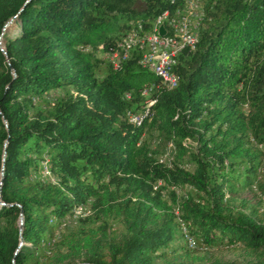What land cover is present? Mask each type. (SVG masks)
Here are the masks:
<instances>
[{"label": "trees", "instance_id": "obj_1", "mask_svg": "<svg viewBox=\"0 0 264 264\" xmlns=\"http://www.w3.org/2000/svg\"><path fill=\"white\" fill-rule=\"evenodd\" d=\"M183 1L0 0V264H264V0L208 1L175 87L97 57Z\"/></svg>", "mask_w": 264, "mask_h": 264}, {"label": "built area", "instance_id": "obj_2", "mask_svg": "<svg viewBox=\"0 0 264 264\" xmlns=\"http://www.w3.org/2000/svg\"><path fill=\"white\" fill-rule=\"evenodd\" d=\"M208 1L216 0L183 1L178 11H190V20H178L176 14L172 16V19H165L164 11H162L153 19L151 29L143 30L142 26H138L121 37L116 50L102 52V54L114 68H118L123 57H129L134 49H138L141 53L140 57H146V65L142 66L143 68L158 69L163 75V80L165 75H173V80H178V74L175 71L178 56L186 48H195L199 39V29L205 18V4ZM160 26L165 28L164 35L159 34ZM159 45H166V52H159ZM173 45H180V52H173ZM99 49L102 50V46H99ZM142 95L148 96V91L144 90ZM150 105L145 101L143 111L131 110V120L128 121L133 124L138 116L146 115Z\"/></svg>", "mask_w": 264, "mask_h": 264}, {"label": "rangeland", "instance_id": "obj_3", "mask_svg": "<svg viewBox=\"0 0 264 264\" xmlns=\"http://www.w3.org/2000/svg\"><path fill=\"white\" fill-rule=\"evenodd\" d=\"M138 7H140V4H138ZM159 52H162V49L159 48ZM97 57L98 58H103L104 55L99 52L97 53ZM59 94L58 91H54L51 93L50 95V100H53L55 98V96H57ZM189 143V141H188ZM165 151H167L164 156L165 159H169L170 155H171V151H170V148L168 146H166L165 148ZM52 179V178H51ZM247 200L249 202V205H252V206H255L256 209L258 210L259 212V215H263L264 214V193L260 192V191H242L240 193H238V195H236V197L233 199V203L234 205H236L237 207H239V200ZM242 209H244L246 212H250V208L249 206H245V207H242ZM82 210L83 212L86 214L89 210L88 206L86 207H83V209H77L75 210V213L74 215H70V216H67L65 221H64V225H63V228H72L73 226H75L76 224H78V215H80L82 213ZM84 214V215H85ZM119 225H115V229L116 230H119L118 229ZM183 232V230H182ZM21 242V240H20ZM21 245V244H20ZM188 245L190 247H194V246H191L190 243H188ZM206 255V259H210L212 258V260H214V258L218 257L224 261H228V260H234V259H237L239 260L242 264H245L247 261H248V258L244 257L242 255V252L239 250V251H235V250H218L214 253H211V251H206V252H202V255ZM208 264H209V261H208Z\"/></svg>", "mask_w": 264, "mask_h": 264}, {"label": "bare ground", "instance_id": "obj_4", "mask_svg": "<svg viewBox=\"0 0 264 264\" xmlns=\"http://www.w3.org/2000/svg\"><path fill=\"white\" fill-rule=\"evenodd\" d=\"M176 14V19L178 20H190L191 19V12L190 11H178L175 13ZM171 13L169 11H164V18L165 19H172L171 18ZM142 26V25H139ZM159 48L162 49V52H166V45H159ZM160 50V49H159ZM173 52H180V45H173ZM128 57H123V60L127 59ZM142 65H146V57L142 58ZM148 70L155 72L160 75L163 85L168 88L175 87L178 84V80H173V75H165V80H163V75L158 71V69L154 68H147ZM156 100L153 98L149 100L148 102L146 101V104H153ZM140 116H145V115H140ZM138 116L137 119L135 120L136 122H140L141 117ZM135 123V122H134ZM191 242V240H190Z\"/></svg>", "mask_w": 264, "mask_h": 264}, {"label": "water", "instance_id": "obj_5", "mask_svg": "<svg viewBox=\"0 0 264 264\" xmlns=\"http://www.w3.org/2000/svg\"><path fill=\"white\" fill-rule=\"evenodd\" d=\"M10 23H11V20L8 21L6 25H9ZM158 31H159V34L160 35H164L165 34V28H164V26H160ZM3 53L5 54V51L4 50H3ZM22 223H23V215L20 214L19 224L22 225ZM20 230H21V228H20ZM20 244H22V240H21Z\"/></svg>", "mask_w": 264, "mask_h": 264}]
</instances>
